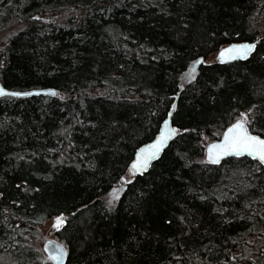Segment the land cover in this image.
I'll return each instance as SVG.
<instances>
[{
    "label": "trees",
    "instance_id": "trees-1",
    "mask_svg": "<svg viewBox=\"0 0 264 264\" xmlns=\"http://www.w3.org/2000/svg\"><path fill=\"white\" fill-rule=\"evenodd\" d=\"M263 10L264 0H0V26L21 23L0 46V83L57 90L0 97V254L54 264L38 228L64 214L63 264H264V165L204 158V138L238 119L264 137ZM254 38L245 59L212 56ZM175 99L176 136L133 173Z\"/></svg>",
    "mask_w": 264,
    "mask_h": 264
},
{
    "label": "water",
    "instance_id": "water-1",
    "mask_svg": "<svg viewBox=\"0 0 264 264\" xmlns=\"http://www.w3.org/2000/svg\"><path fill=\"white\" fill-rule=\"evenodd\" d=\"M258 41H259L258 38H254L251 40L232 41V42L227 43V44L221 46L220 48H218L213 53L212 56L214 57L215 61L221 62V63H228V62H233L236 60H242V59L247 58L254 51ZM239 46H252V47L250 48V50L241 51V52H227V51H225V50H228L230 48L239 47ZM222 53H223V55H221ZM202 62H204V58L201 56L197 60H195L193 63H191L188 67V70H187L188 74L191 72H195L197 70L198 65ZM0 91H2L4 93V94L0 95V97L4 96V95L25 97V96H38V95L53 96V95L57 94V90L54 87L30 88V89H25V90H19V89H8V88L4 87L1 83H0ZM12 93H16L17 95H12ZM175 107H176V99L172 103L171 109L167 113V116L164 118L163 123H162L159 131L157 132V134L152 139L141 144L137 148L135 153L133 154V157H132L130 164H129L133 173H143L144 171H146L147 168L150 166V164L160 156V154L162 153L164 148H166V146L169 144V142L176 136L177 131H176V128L172 125V119H171L172 113L175 110ZM238 122L243 125L244 131L249 136H253V137H256L260 140H264L263 136L257 135L253 132H250L243 119H238V120L228 124L223 129L221 135L218 138L211 140L210 142H208L206 144L205 151H204V158L209 162H213L215 160L214 163H217V162H220L222 159H224L226 157H230V156H247L249 158L256 159L260 164L264 165V161H261V159L259 158L258 155L250 154L247 151H241L240 154H237L236 151H234V150L213 149L210 153V151H209L210 146L211 145H222L224 143V134L227 132V130L229 128H232ZM162 133L164 134V136L166 138L163 140L162 144L158 146V150L155 151V155L151 156V158L147 160L146 164H142L138 167L137 170H133L132 166L134 163L137 162L138 155H144L145 153H142V150H145V152H147V150H149L150 146L155 144L159 140ZM225 153H227V154H225ZM54 219L56 221V224L59 225L64 221V214H59L58 216H55ZM42 249H43L44 253L50 258V260H52L55 264H63L64 263L65 257H66V249L62 245V243H60L58 240H56L54 238L45 239V241L42 244Z\"/></svg>",
    "mask_w": 264,
    "mask_h": 264
},
{
    "label": "snow or ice",
    "instance_id": "snow-or-ice-1",
    "mask_svg": "<svg viewBox=\"0 0 264 264\" xmlns=\"http://www.w3.org/2000/svg\"><path fill=\"white\" fill-rule=\"evenodd\" d=\"M252 46H239L230 48L225 50L227 52H241L250 50ZM223 55V53L221 54ZM234 58V57H233ZM4 94L0 91V95ZM54 94V93H53ZM12 95H17L16 93H12ZM166 137L164 134H161L159 140L150 146L149 150L145 152L142 150L144 155H138V160L133 164L132 169L137 170L138 167L142 164H146L147 160L151 158V156L155 155V151L158 150V146L162 144L163 140ZM213 149H229L236 151L237 154H240L241 151H247L250 154L258 155L261 161H264V140H260L256 137L249 136L243 129V125L241 123H237L232 128H229L227 132L224 134V143L222 145H211L210 153ZM227 154V153H225ZM215 162V160L213 161Z\"/></svg>",
    "mask_w": 264,
    "mask_h": 264
},
{
    "label": "rangeland",
    "instance_id": "rangeland-1",
    "mask_svg": "<svg viewBox=\"0 0 264 264\" xmlns=\"http://www.w3.org/2000/svg\"><path fill=\"white\" fill-rule=\"evenodd\" d=\"M2 23V22H0ZM254 25L261 28L260 36L264 35V10L262 11L261 15L258 16L256 21L254 22ZM21 27V23L18 21L13 20L10 23L4 24L0 26V46L4 43V41L7 39L10 33L13 31L19 29ZM193 72L189 73L187 78H189L192 75ZM205 145L209 142L208 139L204 138ZM114 196L112 195L110 197V200L108 201L109 206H113L114 204ZM55 219L53 217L47 219L44 221L38 228V237L36 240V244L39 249L42 250V244L47 238H54L57 239V236L55 234L56 227H55ZM43 251V250H42ZM44 253V252H43ZM0 264H14V262L10 259L9 256L6 254H0Z\"/></svg>",
    "mask_w": 264,
    "mask_h": 264
},
{
    "label": "bare ground",
    "instance_id": "bare-ground-1",
    "mask_svg": "<svg viewBox=\"0 0 264 264\" xmlns=\"http://www.w3.org/2000/svg\"><path fill=\"white\" fill-rule=\"evenodd\" d=\"M38 88H46V87H38ZM174 112V111H173ZM172 115H173V113H172ZM172 119V118H171ZM173 125V124H172ZM52 261V260H51ZM53 262V261H52ZM55 264V263H54Z\"/></svg>",
    "mask_w": 264,
    "mask_h": 264
}]
</instances>
